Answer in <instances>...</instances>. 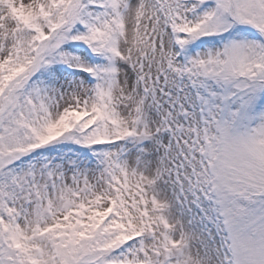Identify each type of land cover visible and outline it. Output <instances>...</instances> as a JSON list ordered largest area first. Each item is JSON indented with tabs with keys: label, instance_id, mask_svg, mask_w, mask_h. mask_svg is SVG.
<instances>
[{
	"label": "snow or ice",
	"instance_id": "obj_1",
	"mask_svg": "<svg viewBox=\"0 0 264 264\" xmlns=\"http://www.w3.org/2000/svg\"><path fill=\"white\" fill-rule=\"evenodd\" d=\"M0 264H264V0H0Z\"/></svg>",
	"mask_w": 264,
	"mask_h": 264
}]
</instances>
